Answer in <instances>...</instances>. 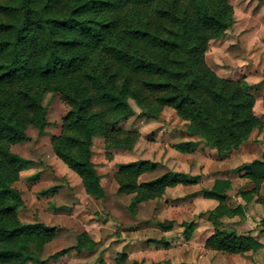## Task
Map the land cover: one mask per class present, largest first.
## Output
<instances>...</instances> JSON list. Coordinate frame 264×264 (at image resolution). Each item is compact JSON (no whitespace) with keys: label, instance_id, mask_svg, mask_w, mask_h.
<instances>
[{"label":"trees","instance_id":"trees-1","mask_svg":"<svg viewBox=\"0 0 264 264\" xmlns=\"http://www.w3.org/2000/svg\"><path fill=\"white\" fill-rule=\"evenodd\" d=\"M232 22L228 0H0V264H43L41 251L56 234L42 223L19 221L23 202L13 185L31 162L10 151L28 139V127L44 135L46 94L58 95L68 107L61 132L51 141L53 153L96 200L104 190L91 159L92 140L100 137L110 149L132 148L137 134L115 129L132 114L129 100L143 117L157 118L171 108L186 122L188 135L198 140L174 145L182 154H193L200 145L226 154L264 128L249 87L220 79L205 63L209 42ZM156 169L147 160L117 166L116 193L131 196L132 214L165 189L190 184L176 172L139 181ZM242 171L251 188L238 194L249 202L264 182V152ZM230 186L217 180L200 190L204 199L218 202L206 215L213 234L205 248L256 251L259 244L250 236L222 228L221 218L242 214L226 205ZM159 228L169 231L172 223ZM191 228L184 231L187 239ZM94 246L82 233L71 249Z\"/></svg>","mask_w":264,"mask_h":264},{"label":"rangeland","instance_id":"rangeland-1","mask_svg":"<svg viewBox=\"0 0 264 264\" xmlns=\"http://www.w3.org/2000/svg\"><path fill=\"white\" fill-rule=\"evenodd\" d=\"M228 3L233 10L232 25L222 37L209 42L205 63L220 79L244 82L249 87L255 98L254 114L264 125V0ZM43 105L48 122L44 135L28 127V139L10 147L11 152L31 162L13 185L23 202L17 211L19 221L39 222L55 229L54 239L41 251L43 264L194 263L202 231L211 226L206 215L212 205L204 200L200 190L211 188L217 180H228L231 186L226 191V205L237 206L238 193L251 188L241 176L242 169L260 160L264 152L263 128L254 130L238 149L226 154L216 155L201 145L193 154L179 153L174 145L198 140L188 135L186 122L171 108H164L157 118L143 117L129 100L132 114L115 129L137 134L132 148L110 149L102 138L92 140L91 159L104 190V197L96 200L85 193L81 179L52 150L51 141L61 132L67 105L52 94L44 96ZM138 160L157 165L155 171L144 174L139 181L176 172L190 184L165 189L161 195L137 205L132 214L128 209L131 196L116 193L115 175L119 164ZM258 201L263 214L264 193ZM170 222L171 230L159 228ZM189 224L192 228L187 239L184 231ZM223 227H227L226 222ZM82 233L95 242L91 251L71 249ZM65 249L69 250L53 257Z\"/></svg>","mask_w":264,"mask_h":264},{"label":"crops","instance_id":"crops-1","mask_svg":"<svg viewBox=\"0 0 264 264\" xmlns=\"http://www.w3.org/2000/svg\"><path fill=\"white\" fill-rule=\"evenodd\" d=\"M242 175L243 173L241 176ZM243 179H245V181L247 180L245 177ZM247 182L249 181L247 180ZM263 193L264 182L261 184L258 193L254 194L249 202H245L241 197H238L236 202L237 206L233 208L229 207L232 210L240 207L242 214L236 213L232 216H224L220 219L223 229L234 231L236 234L248 235L256 241L259 244V248L256 251L230 254L205 248L206 240L213 234V227L210 222L206 220L211 226L202 231L200 249L194 253V263L189 264H264V224L261 225L264 212L262 214V206L258 201L259 196ZM204 200L211 203L212 210L218 205V202L215 200ZM225 222L227 227L224 228L223 224Z\"/></svg>","mask_w":264,"mask_h":264}]
</instances>
